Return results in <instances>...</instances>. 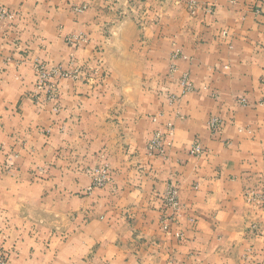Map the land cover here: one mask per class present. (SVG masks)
I'll use <instances>...</instances> for the list:
<instances>
[{
  "label": "crops",
  "instance_id": "obj_1",
  "mask_svg": "<svg viewBox=\"0 0 264 264\" xmlns=\"http://www.w3.org/2000/svg\"><path fill=\"white\" fill-rule=\"evenodd\" d=\"M0 251L264 264V0H0Z\"/></svg>",
  "mask_w": 264,
  "mask_h": 264
},
{
  "label": "built area",
  "instance_id": "obj_2",
  "mask_svg": "<svg viewBox=\"0 0 264 264\" xmlns=\"http://www.w3.org/2000/svg\"><path fill=\"white\" fill-rule=\"evenodd\" d=\"M2 14L4 15L5 12L1 11V15ZM79 39L80 38L73 36V37H70L68 39V42L69 43H75ZM37 70H38L39 89H42L44 87V85L46 84V81H48L50 74L44 69V67L42 65H38ZM52 74H53V76L59 77V78L68 76V73L61 71V69L53 70ZM180 84L183 87L185 92H190L193 89L192 84L189 82L188 77L186 75L183 76V78L180 81ZM221 126H222V122L218 118H212V119H210V121L208 123V127H209L212 134L218 133ZM173 129L174 128H173L172 124H169L167 126V132L169 134H171L173 132ZM164 139H165V133H163L161 131H157L154 133V135H153L151 141L148 143V147H147L149 155H153V154H160L161 155V154H163L162 144L164 142ZM200 152H201V149H200L199 145L195 144L192 148V153H200ZM96 176L97 177L94 181L95 186H102L106 182V179L108 176L107 169L99 170L97 172ZM178 195H179L178 190L173 186H170L167 189V191L165 192V194L163 195L164 200L166 201L169 208H171L172 210H177L179 208V196ZM0 264H7L6 256L2 251H0Z\"/></svg>",
  "mask_w": 264,
  "mask_h": 264
},
{
  "label": "rangeland",
  "instance_id": "obj_3",
  "mask_svg": "<svg viewBox=\"0 0 264 264\" xmlns=\"http://www.w3.org/2000/svg\"><path fill=\"white\" fill-rule=\"evenodd\" d=\"M68 73V72H67ZM70 73H68V75H69ZM68 76H66V77H60V78H67Z\"/></svg>",
  "mask_w": 264,
  "mask_h": 264
}]
</instances>
